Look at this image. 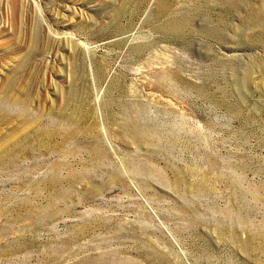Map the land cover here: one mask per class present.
Masks as SVG:
<instances>
[{
    "label": "rangeland",
    "instance_id": "rangeland-1",
    "mask_svg": "<svg viewBox=\"0 0 264 264\" xmlns=\"http://www.w3.org/2000/svg\"><path fill=\"white\" fill-rule=\"evenodd\" d=\"M0 264H264V0H0Z\"/></svg>",
    "mask_w": 264,
    "mask_h": 264
},
{
    "label": "bare ground",
    "instance_id": "bare-ground-1",
    "mask_svg": "<svg viewBox=\"0 0 264 264\" xmlns=\"http://www.w3.org/2000/svg\"><path fill=\"white\" fill-rule=\"evenodd\" d=\"M17 80H18V79H16V80L14 81L16 84H17ZM14 86H15V85H14Z\"/></svg>",
    "mask_w": 264,
    "mask_h": 264
}]
</instances>
